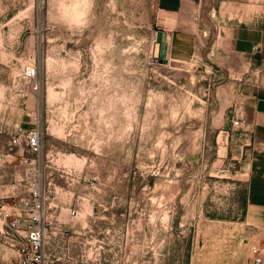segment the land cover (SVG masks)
Returning <instances> with one entry per match:
<instances>
[{"label":"rangeland","instance_id":"obj_1","mask_svg":"<svg viewBox=\"0 0 264 264\" xmlns=\"http://www.w3.org/2000/svg\"><path fill=\"white\" fill-rule=\"evenodd\" d=\"M224 1L0 0V199L41 174L49 264H248L264 246L246 182L264 41L215 49ZM163 7L192 17L191 58L158 63ZM16 126L41 133L34 167L9 147ZM14 261L0 233V264Z\"/></svg>","mask_w":264,"mask_h":264},{"label":"crops","instance_id":"obj_2","mask_svg":"<svg viewBox=\"0 0 264 264\" xmlns=\"http://www.w3.org/2000/svg\"><path fill=\"white\" fill-rule=\"evenodd\" d=\"M225 3L237 4L225 10L211 12L221 22L217 31L218 44L215 49L228 52H253L264 41V5H254L247 9L243 0H225ZM239 4V5H238ZM190 18V19H189ZM191 16L182 10L169 7L160 9L161 29L167 32V57L171 59L173 52L179 56L191 58L197 47V35L188 22ZM237 20V21H235ZM256 139L261 148L254 153L247 173L248 203L247 209L252 214L264 212V97L258 98L250 112Z\"/></svg>","mask_w":264,"mask_h":264},{"label":"built area","instance_id":"obj_3","mask_svg":"<svg viewBox=\"0 0 264 264\" xmlns=\"http://www.w3.org/2000/svg\"><path fill=\"white\" fill-rule=\"evenodd\" d=\"M23 75L29 80L32 90L38 89L37 72L33 66H25ZM9 147L19 151L20 162L25 166H35L39 162L43 141L38 128L24 130L16 126ZM47 191L41 174L28 182L26 192L11 201L0 199V233L9 238V247L15 255L14 264H49L47 244L49 241L47 217ZM76 209L71 215H76ZM248 264H264V246L253 244L250 247Z\"/></svg>","mask_w":264,"mask_h":264},{"label":"water","instance_id":"obj_4","mask_svg":"<svg viewBox=\"0 0 264 264\" xmlns=\"http://www.w3.org/2000/svg\"><path fill=\"white\" fill-rule=\"evenodd\" d=\"M157 41L159 42V54L157 57V61L160 64H168L169 59L167 57V50H168L167 32L163 30L158 31Z\"/></svg>","mask_w":264,"mask_h":264}]
</instances>
